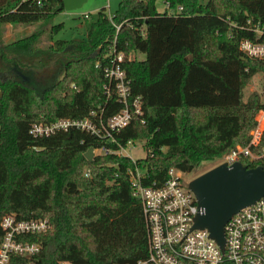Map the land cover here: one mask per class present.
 I'll return each instance as SVG.
<instances>
[{
    "label": "trees",
    "instance_id": "16d2710c",
    "mask_svg": "<svg viewBox=\"0 0 264 264\" xmlns=\"http://www.w3.org/2000/svg\"><path fill=\"white\" fill-rule=\"evenodd\" d=\"M158 2L165 5L163 12ZM63 11L62 0L42 6L0 0V26L39 24ZM249 20L264 24V0H121L111 19L105 9L99 12L84 41L56 40L41 48L40 34L34 33L0 45V245L1 221L14 216L50 225L45 234L17 237L41 246L37 264L146 261L147 228L128 173L133 160L97 154L88 161L86 152L101 148V139L77 128L35 136L32 128L92 112L104 120L113 116L122 105L104 89L106 56L136 52L145 59L126 60L124 68L133 96H142L144 113L116 139L119 145L146 143L145 184L161 186L172 168L189 173L220 159L249 143L255 115L264 108L258 94L245 98L253 77L264 73L263 60L240 50L244 40L264 41ZM63 27L50 29L52 39ZM54 54L63 76L45 85L2 69ZM241 162L264 167V160ZM26 263L13 256L10 264Z\"/></svg>",
    "mask_w": 264,
    "mask_h": 264
},
{
    "label": "built area",
    "instance_id": "2783aa9c",
    "mask_svg": "<svg viewBox=\"0 0 264 264\" xmlns=\"http://www.w3.org/2000/svg\"><path fill=\"white\" fill-rule=\"evenodd\" d=\"M23 1L42 6L46 0ZM181 10L180 7L179 11ZM109 17L111 19L112 15ZM248 24L259 38H264V24H253L251 20ZM120 27L116 26L117 30ZM240 50L248 57L264 61V41L244 40L240 43ZM134 53L136 52L126 56L123 52H112L106 56L108 61L103 65L108 81L104 87L105 92L108 97L115 93L122 105L117 113L106 120L92 112L84 119L66 118L51 124L34 125L32 133L35 136H48L77 128L103 141L102 147L94 150V154H115L133 160L135 168L129 169V179L133 196L142 204L149 249L148 259L138 264H264V198L241 209L228 221L225 226V245L221 248L211 239L207 230L194 228V220L201 209L194 193L188 188L189 182L183 181V173L172 168L168 172V179L161 186L146 185V143L131 140L126 145H119L116 135L131 124L134 116L144 113L142 96H133L124 68L126 60L138 59ZM259 96L264 104V81ZM257 114L259 117L255 119V125L249 133V143L246 146L237 145L227 151L219 159L221 164L232 165L243 159L250 162L264 160V108ZM112 145L119 147L114 149ZM133 149L144 153L143 161L131 156L129 152ZM89 175L87 171L85 176ZM1 226L5 230V237L0 245V264H10L13 256L27 258L26 264H37L36 257L41 252V246L18 241L17 237L45 234L50 229L48 221H18L16 217L8 216L2 219ZM60 264L73 263L62 261Z\"/></svg>",
    "mask_w": 264,
    "mask_h": 264
},
{
    "label": "rangeland",
    "instance_id": "374dc122",
    "mask_svg": "<svg viewBox=\"0 0 264 264\" xmlns=\"http://www.w3.org/2000/svg\"><path fill=\"white\" fill-rule=\"evenodd\" d=\"M121 0H88L80 8L72 11H63L54 18L39 24L34 25H12L4 24L0 26V45H9L19 39L25 38L31 34H40V47L46 48L53 44L56 40H78L84 41L87 39V31L90 24L98 18L101 10L105 9L107 14H114L119 7ZM206 3L207 0H202ZM158 10L163 12L165 5L162 2L157 3ZM85 16H88L86 18ZM63 24V29L57 34L52 35L50 29L53 26ZM140 60L145 59V56L140 53H134ZM18 61V60H17ZM20 61V62H19ZM16 64H6L3 66L4 72L12 76H24L26 80L38 82L45 85L61 79L62 62L54 55H48L42 58L19 60ZM264 76L259 73L253 77L250 84L245 89V98L251 94H258L263 88ZM259 114L255 115V119ZM134 158L143 161L144 153L132 150L129 152ZM97 154V153H95ZM146 159H144L145 161ZM145 163V162H144ZM221 164V160L203 162L197 169L189 173H183L182 178L185 183L190 182L199 175ZM28 243V242H27Z\"/></svg>",
    "mask_w": 264,
    "mask_h": 264
},
{
    "label": "water",
    "instance_id": "95a60500",
    "mask_svg": "<svg viewBox=\"0 0 264 264\" xmlns=\"http://www.w3.org/2000/svg\"><path fill=\"white\" fill-rule=\"evenodd\" d=\"M65 11L80 8L88 0H62ZM85 157L92 161L94 149ZM188 188L197 199L201 212L194 228L205 229L221 248L225 245V226L241 209L264 198V167L249 168L241 162L227 163L208 170L191 180Z\"/></svg>",
    "mask_w": 264,
    "mask_h": 264
}]
</instances>
